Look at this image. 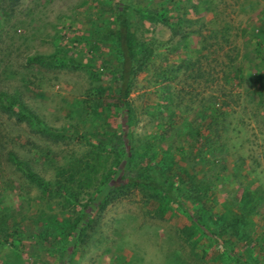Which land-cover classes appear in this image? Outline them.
Returning <instances> with one entry per match:
<instances>
[{
    "label": "rangeland",
    "instance_id": "1",
    "mask_svg": "<svg viewBox=\"0 0 264 264\" xmlns=\"http://www.w3.org/2000/svg\"><path fill=\"white\" fill-rule=\"evenodd\" d=\"M148 1L155 18L128 10L153 53L133 79L123 136L109 37L118 0H0V92L58 130L0 109V264H60L66 250L64 264H264V0ZM119 164L121 177L152 165L166 186L176 164L214 185L226 214L243 212L246 191L256 211L238 243L222 244L154 188L118 185L102 203Z\"/></svg>",
    "mask_w": 264,
    "mask_h": 264
},
{
    "label": "trees",
    "instance_id": "2",
    "mask_svg": "<svg viewBox=\"0 0 264 264\" xmlns=\"http://www.w3.org/2000/svg\"><path fill=\"white\" fill-rule=\"evenodd\" d=\"M143 1L135 4L133 0H118V4L115 7V27L109 35L112 44L110 56L113 58V63L111 64L114 67L115 79L118 81V95L116 101L122 116L121 128L123 136H125L126 128L130 125L131 120L129 95L133 79L148 67L153 53L151 46L144 40L138 38L128 18L129 9L141 15L142 18L154 17L146 13L149 11V2L151 5L152 2L148 1L146 3ZM155 11H160L161 15L157 17L166 25H170V20L165 14V9L156 8ZM262 26L264 27V22H262ZM60 64H63L62 61ZM66 64L75 68L84 69L91 74V76L96 75L92 66L89 64L78 62H69ZM261 90L262 89H260V92L263 91ZM0 109L5 113L13 115L17 121L25 122L35 131L52 135L55 134V136L58 133V130L44 124L35 112L18 101L13 95L0 92ZM122 140H125L127 144H125L120 162L126 165V163L128 164L130 161L132 153L128 141L124 137ZM5 156L10 163L17 167L24 165L17 157L16 153L11 149L6 151ZM25 168L27 170L26 166ZM167 171L173 175L175 181L174 185L166 186L161 184L158 181V172H154V167L152 165H145L134 175L121 177L120 175L123 173L119 164L117 171H115V175L109 180L106 179V183L102 184L101 189L98 191L102 197L101 202L103 203L105 200L104 197L111 191H114V189H116L115 186L118 185L121 187H140L142 189L154 188L162 194V197H158L159 200L164 203V209H170V203L175 204L193 222V225H195L194 230L195 232L197 231L196 234L198 236L209 235L214 241L222 244H231V242L238 243V239L243 238L245 218L248 214L256 211L257 201H255V199L252 200L255 198L253 195L251 198L250 193L246 191L241 197L242 202L244 198L247 200V202L243 203V212L237 214L230 211L231 214L228 215L225 213L224 207L216 200L214 185H208L190 169L181 168L176 164L169 165ZM27 175L29 178L39 183L40 178L37 174L27 170ZM118 175L120 177L116 179ZM82 207L83 211L81 212V216L78 217L75 225L70 226V231H78L80 229H78V227L82 225L80 222L86 219L89 209L93 208L92 200L83 204ZM54 228L56 229V227ZM57 229L60 231L59 233H62L63 229ZM224 248L226 251L232 252L226 245H224ZM67 254L68 250L63 252L60 264L65 263Z\"/></svg>",
    "mask_w": 264,
    "mask_h": 264
}]
</instances>
